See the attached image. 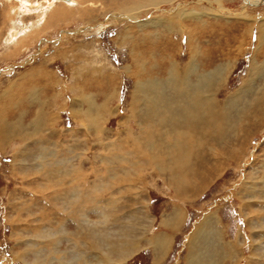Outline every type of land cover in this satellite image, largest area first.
I'll list each match as a JSON object with an SVG mask.
<instances>
[{
  "label": "rangeland",
  "instance_id": "obj_1",
  "mask_svg": "<svg viewBox=\"0 0 264 264\" xmlns=\"http://www.w3.org/2000/svg\"><path fill=\"white\" fill-rule=\"evenodd\" d=\"M148 1L75 0L72 4V2L68 3L62 0H0V119L5 118L6 120L10 119L18 122L21 119V133L23 134V136L21 133L12 134V136L5 134L2 144H0V264H25L34 257L32 253L24 256L23 259L14 256V254H17V249H24L27 243H33L30 239H33L34 236L28 226L24 224V218L32 219L30 225L34 226L33 229L35 226L42 225L44 228L45 226L48 227L46 228L48 232V229H51L50 226H56L57 228L60 223H64L61 226L62 232L77 233L79 228L77 221L74 218H67V215L63 213L65 210L60 207H64L65 200L73 201L71 194L78 192L83 195V189H88V185H93L95 181H98L96 183V186L98 184L97 192L95 193L94 190L95 194L92 195H99V197L95 198L94 204H92L93 202L91 204L87 203L83 207L87 205H98L99 207L101 205L106 213L110 215L109 221L112 220L111 224H109L110 222H104V215L99 210L91 207V211L90 206L87 207L86 216L80 215L79 217L78 215L76 216L77 219L81 222L84 219L83 225L87 229L90 227L88 231L91 234L94 231L99 235H103L106 231V236L109 234V237L116 238L115 233L120 228L119 223L132 217L135 218L137 224V230H134L132 236L140 239L138 248L133 253L123 259L116 258L115 254L108 255L110 263L107 261V264H191L193 263L191 261L193 255H198V259H203L205 258L202 257L204 256L203 250L208 253L207 245L194 243L193 248L188 247V244L197 225H200L205 219H208L206 225L204 224L205 229H213L220 236V239L216 242L217 252L212 255L207 254L209 255L208 258L216 256L214 264H264V234L260 236V233L264 231V215H261L264 214V115L261 118L258 117V119H256V115H253V122L249 123V129L243 128L244 130H242L238 142L232 137L229 143L236 147L235 154L231 158H225L219 153L220 159L225 160L222 167L220 166L221 168L217 167L214 172H211L210 164L208 162L204 163V170L202 171H206L207 178H203L202 182L197 179L194 180L196 177L192 178V175H189L188 185H199L198 188L193 189V192L189 191L191 194L187 193L188 197L183 200L181 196L176 194L174 186L165 181L164 176L157 171L152 175L148 173L149 176L143 178L142 183L139 184L140 187L138 186L139 188L135 190V192L140 191L141 198L138 197V199L137 196L130 194V191L122 190L124 192L119 193L114 191L108 194L107 192H101L99 189L103 187L104 183L108 185L112 182L105 171L106 166H113L111 156L114 158L116 153L118 155H128L129 150L135 148L131 142L133 140L132 136L138 137L137 125L140 120H137V118L140 113L138 114L137 111L141 110L144 114V108L139 109V104L138 107L136 105V108L132 102L135 82V76L131 71L133 60L130 47L132 43L140 41L137 46V50H139L138 47H143L146 44L145 42L154 44L153 41L155 42L157 38L165 40L167 37L170 40L171 36V40L175 42V45L174 48L167 50V55L176 54L177 60L183 64L188 60L190 44L187 45L186 33L181 34L180 29L177 34L168 33L163 29L165 23L155 25V22L158 21L171 20L175 15L171 13L172 8L192 7L201 10L209 6L214 8V6H217L216 2H220L227 9L234 12L232 15H227L228 17L223 14L224 16H221V18L210 15L208 17L202 16L206 20L202 27H207L209 23L211 28L206 30V33H213L206 35L204 31L202 35H199L198 40L201 47H205L209 49V52H212L208 54V50L201 49L202 63L204 62L209 66L212 58H221L220 56L227 49L236 53L233 55L231 69L226 72L224 80L215 89V95L217 93L216 101L220 102L222 106H225V100L230 97L232 92L237 97L242 96L244 99L251 100L264 82V72H262L261 77L259 79L254 78L248 87L243 85V79L247 76H253L252 74L247 75L249 74L248 68L251 59L254 58V60L264 62V38L261 41L258 40V29L249 27L255 21L248 19L253 14L264 15V3H246L248 4L245 6L247 9H244V12L241 11V14L245 13V19H248L246 22L249 24L246 28L247 34H245V26L242 25L243 19L237 15L245 4L243 0H162L155 2L156 4L153 0ZM133 12L139 14V19L134 20V22L117 18V16L131 15ZM215 18L219 20V23L213 20ZM231 23L240 26L231 28L229 27ZM167 24L170 25V21ZM87 26H92V28L89 29ZM81 28L83 30L78 31ZM230 29L232 30L228 32ZM232 33L237 36V42L230 39ZM217 34L224 35H219L217 38ZM146 36L148 39H146ZM22 39L23 43H20ZM224 43L227 49L223 46ZM155 46L161 48L163 45L157 43ZM155 51L156 49L149 55V58L153 56L155 60L154 67L156 64L157 68L164 66L165 63L159 62V53H155ZM156 75L158 74L156 73ZM31 88L33 92L35 91L36 99L31 98L33 95H28ZM247 89L248 92L245 94ZM84 93L90 96L92 104H94V115L97 114L98 110L96 108L98 106L100 107L102 104L104 106V109L100 110L101 113L99 112V120L91 122L100 125L101 131L98 134L93 132V127L90 126L91 129L88 127L86 116L82 115L84 104L78 105V98H81ZM169 100L174 101L175 98L170 96ZM176 104L179 107L176 106V109L179 111L171 110L169 106H166L171 113L168 115V109H166L164 113L160 112L158 118L155 116V119H161L162 116L167 115L164 117L166 125L177 126V123L182 120L180 116L183 115V109H180L182 106L180 101L177 100L174 105ZM243 105L242 102L240 106ZM40 107L42 115L46 116L42 121L44 123L42 129L38 130L41 138L34 134L30 139L29 136L25 135L36 129H33L35 126L32 125ZM190 109H193V106ZM225 109L226 106L220 108L218 105L217 111L205 112L215 114L213 120L223 123L224 120L222 121V119L226 118ZM254 110L253 107L250 113ZM229 113L234 120L239 116L235 108L233 111L230 109ZM200 115H203V113ZM208 118H210L208 123L211 124V117ZM231 118L230 120L228 118V123L231 122ZM203 119L205 121V118ZM251 119V117H248L247 120H244L243 126L247 125L249 120L252 121ZM255 120L256 123H254ZM204 126L208 128L207 124ZM228 126L227 124L226 127ZM126 138L127 140H125ZM119 139H124L126 142H123L122 146H118ZM208 139L211 140L207 137L205 141H208ZM216 142L218 141L216 140ZM41 143L54 145L56 155L62 159H65L64 157L73 158L74 161L70 159L69 163L76 167H72V170L71 166L65 162H56V174L54 171L51 173L48 168H46L49 170L46 173L48 176L39 174L37 172L39 166H35L34 155L39 153L38 147ZM61 150L62 154H66L62 155ZM125 150L128 152L123 153ZM196 150L197 148L194 153L192 152L194 156L191 163L196 162ZM205 150L208 149L205 148ZM16 151L20 155L17 157L18 160L14 158ZM79 153L82 154L79 155ZM102 160L104 163L106 162V165ZM19 161L23 163L21 166ZM59 164L60 169L58 170ZM61 166H65L66 171H71L74 175L64 174ZM190 166L192 171L197 169L196 166ZM78 167L79 169H77ZM40 169L41 167L38 170L40 171ZM147 170L151 171L150 168H147ZM116 172H121L120 168L117 167ZM70 177H75L76 181L73 178L74 180L71 182ZM129 178L132 177L129 176ZM71 183L73 188L69 190V184ZM122 186H126L125 183ZM55 190L56 198L53 197ZM58 196L63 197L62 202H60L61 199L57 198ZM118 202L119 204H117ZM132 202L133 205H131ZM113 203L112 208L110 205ZM75 204V209L80 207L78 205L79 199ZM175 206H180L184 211L182 222L178 227H164L161 221L168 218L167 216ZM257 215L260 216L259 218H263L262 222H254L258 219ZM48 218H51V221ZM163 232H168L172 240H170L171 243L166 252L161 256L155 253L154 247L148 241L154 234ZM58 238L56 240V244L59 245L58 250L65 249L70 250V252L73 250L72 239L64 237V234ZM81 239H83L81 242L84 240L90 242L88 238L81 237ZM231 243L234 246L233 249L229 250L230 246L232 247ZM255 244L258 245L254 246ZM28 245L30 246V244ZM94 247L97 250L98 247ZM80 248H82L81 244ZM84 248L87 249L88 247ZM226 249L229 250V256L227 257L224 256ZM89 250L90 248L87 249L88 259L95 262L94 253L91 251L93 254H90ZM220 254H223L225 259L221 260ZM100 255L96 257L98 258Z\"/></svg>",
  "mask_w": 264,
  "mask_h": 264
},
{
  "label": "bare ground",
  "instance_id": "obj_2",
  "mask_svg": "<svg viewBox=\"0 0 264 264\" xmlns=\"http://www.w3.org/2000/svg\"><path fill=\"white\" fill-rule=\"evenodd\" d=\"M62 1L68 2V3L72 2V4H73V2L75 0H62ZM153 1L155 3L158 1H162V0H153ZM164 1H167V0H164ZM243 1L245 4H244L243 8L240 10V12L237 13V15L239 18L242 17V19H243L242 25L245 26V28H244L245 34H247L246 33L247 32L246 28H248L247 25H249L246 22V20L251 19V21H255V22L249 27L258 29L257 30L259 33L258 34V40L261 41L262 38H264V15H262V14L261 15H254L253 14L252 16H250V18L245 19V17H246L245 13L241 14V11H243L244 9L245 10L247 9V8H245V6L248 5L246 3L261 2V4H262V3H264V0H243ZM216 3H217V6H214V8L209 6L205 9H201V10H199L200 8L194 9L192 7H190V8L181 7L179 9H178V7H174L171 9L172 10L171 13H174L175 15L173 18L170 17L171 20L168 19L171 23L170 25L167 24V22H169L168 20L164 21V22H161V21L155 22V25H157V26L163 25L165 23V26L163 27V29H164V31H167L168 33L177 34L178 31H180V30H181L180 31L181 34L183 32L186 33L185 35L187 37H185V38H187V40H188L187 45L190 44V46H189L190 48H189V52H188V55H189L188 60L184 64L177 60L176 54H173L174 56L173 55L172 56L167 55L168 54L167 50L174 48V45H175V42H172V40H171V36H170V40H168L167 37L166 38L163 37V38H165V40H159V38H157L158 40L156 39L155 42L153 41V43L155 45L157 43H158V45L159 44L163 45L161 48H159V47L157 48L154 44H152L150 42H145L146 44L143 47H138L139 50H137V46L140 43V41L139 42L134 41L132 43V46L130 47L132 60H133L132 61L133 64L131 66L132 67L131 71H132V74L135 76V82L133 85L134 89L132 92V102L135 104V107H136V105L138 107V104H139V109H141L143 107L144 108V114L141 112V110L137 111V109H136L138 114L140 113L139 117L137 118V120L138 119L140 120L138 125H137L138 126V137L136 136V138H135L132 136L133 140H132V142L130 141L131 144L133 145V147H135V148H132L131 150H129L128 155L127 154L126 155H124V154L118 155L116 153L114 158L111 156V158H112L111 163H113V166L110 167L108 165L105 167L106 174H108L110 176V179L112 181L109 184H112V183L114 184V182H115L116 186H114L115 184L114 185H109V184L107 185L106 183H104L103 187L99 188L101 192H107L108 194H111V192H114V191L119 193V192H124L122 190H125L127 192L130 191V194L137 196V199H138V197L141 198V195H139L140 191H138V192L136 191L137 192V194H136L135 190L140 187L139 184L142 183L143 178L144 177L146 178L149 176L148 173H151V175H152V173H154V172L156 173V171H157L161 175L164 176L163 179H165V181L169 182L172 186H174L176 194L178 196H181L182 200H183L184 198L188 197L187 193L193 192L194 191L193 189L198 188L197 186L199 185V184H195L192 186L188 185V183H189L188 180L190 179L189 175H192V178L196 177L194 180L197 179L200 182H202V179L205 178L207 175L206 171H202V170H204L203 169L204 163L208 162V164H210V168H212L211 172H214V170L217 167H220V166L222 167V164L225 163V160L220 159L221 156L219 157V153L222 154V156H224L225 158H231L235 154V147H236V146H232L229 143L230 140H232V137L235 138V140H237V142H238L240 135H242V132H243L242 130H244L243 128L249 129V123L253 122V119H254L253 115H256V119H258V117L261 118L264 115V82L261 84V87L258 88V90L256 91V94H254V96H252L251 100L244 99V97H242V96L237 97L235 95V93H233V92L231 95L229 94L230 97L229 98L227 97V99L225 98L226 99L225 100L226 101V103H225L226 109L224 112L226 113L225 114L226 118L222 119V121L224 120L223 123H220V121L213 120L215 114L213 115V113H206V112L217 111L218 105L220 106V108L225 107L224 105L222 106V104L220 102L216 101L217 93L215 95V89L219 85V83L224 80L226 72H228L231 69L232 60L234 58L233 55L236 54L234 51L231 52V50L227 49V47L225 46V43H224L223 46L227 50L224 52V54H222L220 56L221 58H212L210 61V66L204 62L202 63L201 58L203 55L201 53V51H202L201 49H203L204 51L208 50V54L212 53V52H209V49H207L205 47H201L199 45V41H198L199 35H202L204 33V31L206 33V30H210L209 28H211L209 23L207 24V27H202V24H205V21H206V20H204V18H202V16L208 17L210 15L212 17L221 18V16H224V15H225V17H228L227 15L234 14L233 11H231L230 9H227L220 2H216ZM129 10H131V9H129ZM261 12H263V11H261ZM235 15H236V13H235ZM138 17H139V14L135 13V12H133L131 15L127 14V15H124L121 17L117 16V18L119 20H121L123 18L125 20H129L130 22H134V20L139 19ZM259 19H261V21H259ZM213 20L215 22L219 23L218 19L215 18ZM182 22H183V28H182ZM137 24H139V23H137ZM177 24L179 25V27L181 25V27L179 28ZM233 26L235 27V26H240V25L236 24V23H231V25L229 27L233 28ZM87 28L91 29L92 26H87ZM80 30H83V29L81 28L78 31H80ZM231 30L232 29L228 30V32ZM211 33H213V32H211ZM211 33L207 32L206 35H209ZM221 33H223V32H221ZM219 35L223 36L222 34H217L216 37L218 38ZM194 36H196V37H194ZM25 39H26V37H25ZM146 39H148L147 36H146ZM230 39L235 40V42H237V40H238L237 36L234 35V33L231 34ZM20 43H23V39L21 40ZM226 43L228 44V42H226ZM155 49H156L155 53L158 52L159 56H160L159 62L165 63L164 66H162L163 68L162 67L157 68V64L154 67L153 63L155 60H154L153 56H152V58H149L150 53ZM163 52H165V53H163ZM139 56H140V58H139ZM133 69H134V71H133ZM262 72H264V62L254 60V58H252L251 62L249 64V68H248L249 74H247V75L252 74L253 76L252 77L247 76L245 79H243V85L244 86L247 85V87H248V85L253 82L254 78L259 79V77H261ZM156 73L158 75H156ZM247 82H248V84H247ZM23 87H21V88H23ZM32 88H35V87H32ZM32 88L29 89L28 95L29 96L33 95V97H31V98H35L36 97L35 91L33 92ZM18 89L20 90V87ZM26 89H28V88H26ZM167 92H169V93H167ZM247 92H248V89L245 91V94ZM237 93H239V92H237ZM170 94H172L173 96ZM77 95L80 96L81 94H77ZM234 95H235V97H234ZM170 96L174 97L175 100L174 101H170V100L168 101V98ZM78 100H79V102H78L79 104L77 103L78 105L84 104V110L82 109L83 111L82 110L81 111L83 112L82 115L86 116V122L88 121V124L87 123L86 124L89 125L88 127H90V126L93 127V132H96L98 134L101 131L100 125L98 123L95 124V123H91V122H96L97 120H99L98 119L100 117L99 112L101 113L100 110L104 109L103 104H102V106H100V107L98 106L96 108L98 111H97V114L94 115L93 114L94 104H92V100L90 99V96H88V94H86V93L82 94L81 98H78ZM177 100L180 101V103L182 104L180 109H183L182 117L179 115L182 120H180L177 123V126L176 125L172 126L171 124H169V125L167 124L168 126L166 125V123L164 121V117L167 115L162 116L161 119H155V116H156V118H158V115L160 116V112L164 113L166 111V109H168V108H166V106H169V108L171 110L175 109V110L179 111L178 109H176V106L178 103L176 105H174ZM238 102H240V103H238ZM242 102L244 103V105L240 106L242 104ZM185 103H187V104L185 105ZM190 104L193 106V109H195L194 111H192L193 109H190V107H192ZM253 107L255 108V110L252 113H250V110ZM234 108H235V111L237 112V115H239L236 118V120H234V118L232 119L230 116L231 112L229 113V110L231 109L233 111ZM170 109H168V115L171 113ZM41 111L42 110L40 107L36 113L37 114L36 119H35V121H33L32 126H35L33 129H35V128L36 129L33 130V132H30V133L28 132V134L25 135V136H29L30 139L32 138V135H34V134H37L38 138H41V136L38 133V130L40 131V129H42V126L44 124L42 121H44V119L46 117V116L44 117L42 115L43 113ZM201 112L203 113V115H200V114H202ZM175 113H177V112H175ZM204 113H206V114H204ZM135 117H137V116H135ZM207 117H211V124L208 123L210 118L207 119ZM248 117H251L252 121L249 120L247 125L243 126V121L247 120ZM203 118H205V121ZM228 118H229V120L231 118L230 123H228V121H229ZM9 120H6L5 118L0 119V144H2L1 142L4 140L5 134L6 135L10 134L9 136H12V134L14 135V134H20L21 133L22 120L19 119V122L13 121V120L9 121ZM94 120H96V121H94ZM183 120H184V122H183ZM254 123H256V120ZM206 124H207L208 128H205L204 125H206ZM227 124L229 125L228 127H226ZM196 126H197V128H196ZM91 127H90V129H91ZM94 128H95V130H94ZM226 128H228V129H226ZM231 132H232V134H231ZM22 136H23V134H22ZM203 136L205 137L204 139H203ZM42 137L44 138V136H42ZM207 137L210 138L211 140L208 139V141H205V139ZM19 138L23 139L22 137H19ZM187 139H189V140H187ZM190 139H191V141H190ZM125 140H127V138ZM125 140L119 139L118 146L119 145L122 146L123 142H126ZM216 140L218 142H216ZM100 141H101V139H100ZM222 142H223V144H222ZM42 143L38 147L39 153L34 155L35 166L36 167L39 166V168L41 167L40 171L38 170L39 168L38 169L36 168L37 172L39 174H41V175L46 174L49 172V170H51V173L54 171L56 174V162H60V163L65 162L67 165L71 166V168L74 166L73 164L69 163L70 159L73 160V158L69 157L70 159H68V157H64L65 159H62L56 155V148H53L54 145L52 146L49 143H47V144H42ZM105 145L107 146V144H105ZM25 147H22V148H25ZM125 147H127V146H125ZM127 148H129V147H127ZM196 148H197L196 155H195L196 162L191 163L192 157L194 156V155H192V152L194 153ZM205 148L208 150H205ZM120 149L123 150V148H121V147H120ZM124 152H128V151L125 150V151H123V153ZM67 153H69V152H67ZM61 154H62V150H61ZM64 154H66V153H64ZM64 154H62V155H64ZM80 154H82V153H79V155ZM103 155H105V154H103ZM18 156H20L19 152L16 151L14 158L17 159ZM129 156H131V157H129ZM27 157H28V155H27ZM107 157H109V156H107ZM15 159H14V161H16ZM28 159H29V157H28ZM103 160H102V162H103ZM20 163H21L20 164V166H21L23 163H22V161ZM190 165L196 166L197 169L192 171ZM61 167H62V172L64 174H67L69 176H70V174H71V176L74 175V174H72L73 172H71V171L67 172L66 171L67 169L65 166H64L65 168L63 166H61ZM75 167H73V168H75ZM117 167L120 168L121 172H119V173L116 172ZM207 167H209V166H207ZM46 168H48L49 170H47ZM73 168H72V170H73ZM147 168H150L151 171L147 170ZM59 169H60V164H59L58 170ZM77 169H79V167ZM199 170H200V172H199ZM75 171H77V170H75ZM37 172H34V173H37ZM100 173H102V172L100 171ZM135 174H136V177L134 178ZM129 176H131L132 178L130 179ZM22 177L25 179L24 176H22ZM73 178H75V177H72V178L70 177L71 182H73V180H74ZM46 179H48V178H46ZM75 181H76V178H75ZM51 182H53V181H51ZM96 183H98V181H95L93 183V185H91V186L88 185V189L84 188L83 189V192H84L83 195H80L78 192L71 194V198L73 199V201L71 202V200H69V201L65 200V202L63 203L64 207L63 206L60 207L62 210H65L63 213L65 215H67V218L68 217H69V219L74 218V220L77 221V224L79 225V228L77 229V231H78L77 233L76 232L71 233L70 231L62 232L61 226H63L64 223H60L57 228H56V226H50L49 225L50 226L49 228H51V229H48V232L46 229L48 227L45 226V228H44V226H42V225H39L37 227L35 226V228L33 229L34 226L30 225V222L32 221V219H30L28 217L24 218L23 219V220H25L24 224H26L28 226L31 234H33V236L35 238L33 237V239H30V240H32L33 243H27L25 245L26 248H24V249L20 248V250L17 249L18 250V251H16L17 254H14V256L23 259L24 256L29 255V253L30 254L32 253V255H34V257L29 262H27L25 264H57V263L58 264H107V261H108V263H110L109 262L110 259H109L108 255L111 256V255L115 254L117 256L116 258L123 259V258L127 257L130 253H133V251H135L138 248V245L140 242V239L132 236V233L134 232V230L135 229L137 230V224L135 222V218L130 217L126 221L122 220L124 222L119 223L120 228L118 230H116V232L118 231L117 233H115L116 238H113L112 236L109 237V234H108V236H106L105 235L107 233L106 231H105V234H103V235H99V234L95 233L94 231H93V234H91L88 231L90 229V227H89V229H87V227L83 225V222H85L84 219L82 220V222L77 219L76 216H78V215H79V217H80V215L86 216V214H87V207H89L90 205L89 206L87 205L86 207H83V205L84 204L86 205L87 203L91 204L93 201L95 202V200L99 197V195L98 196L92 195V194H95L97 192L98 184L96 186ZM124 183L126 186H122V185H124ZM69 185H70L69 190L70 189L72 190V188H73L72 183ZM113 188H115V189L113 190ZM94 190H95V193H94ZM98 194H100V193H98ZM62 196H61V198L59 196L57 197V198L61 199L60 202H62V199H63ZM53 197L56 198V190H55V194L53 195ZM108 197H110V196H108ZM71 198H69V199H71ZM77 199H79L78 205L80 206L77 209H80V210L75 209V205H76L75 202L77 201ZM110 199H112V198H110ZM134 199H135V197H134ZM136 201H135V203H136ZM94 202L92 204H94ZM107 202H109V201H107ZM110 203H111V201H110ZM101 204H103V203H101ZM117 204H119V202ZM131 205H133V202L131 203ZM131 205H130V207H132ZM26 206H28V205H26ZM110 206L111 207L114 206V203L111 204ZM91 207H94L95 210H99V212H101V214L104 215V222H107V223L110 222L109 224H111L112 220L109 221L110 215H108L106 213L105 209L103 207H101V205H99V207H98V205L97 206H90L89 209ZM51 209H50V211H51ZM133 215H135V214L133 213ZM183 215H184V211L182 210V208L180 206H178V207L175 206L174 209L172 210V212L167 216L168 218L166 220L161 221L162 225L164 227H168V228H170L171 226L178 227V225H180V222H182V220H183V217H184ZM261 215H264V214H261ZM259 217L260 216H258V219H256L254 222H257V223L262 222L263 218H259ZM206 220H208V219H205L204 221L201 222L200 225H197L195 231L191 235V239H190V242L188 244V247L191 246L194 248V245H193L194 243H197V245L200 243L206 244L208 253H206L205 250H203L204 252H202V253H204V256H202V257H205L203 259H198V255H193L192 259H191V261H193V263H191V264H212L215 261L216 256L213 258L212 257L208 258L207 256H209V255H207V254L210 253L212 255V254H215L217 252L216 247L218 248V246H217L216 242H218V240L220 239V236H218V234H216L213 231V229H210V230L205 229L204 224L206 223ZM62 222H63V220H62ZM93 225H94V223H93ZM40 226H41V228H40ZM24 227H26V226H24ZM19 228H20V225H19ZM107 229H108V227H107ZM98 231H100V230H98ZM90 232H92V231H90ZM63 234H64V237H67L68 239L73 240V245H74L73 247L74 248L71 252H70V250H65V249L62 250L61 248H60L61 250H58L59 245L56 244V240H58L59 239L58 237L63 235ZM263 234H264V231L260 233V236H263ZM254 235H255V233H254ZM81 237L82 238H88L90 242H87L86 240L81 242V240H83V239H81ZM62 238H63V236H62ZM153 238H154V240H153ZM142 239H145V238H142ZM170 240H172V239L169 236L168 232H163V233L154 234L153 237L151 239H149L148 243L154 247L155 253H158L159 255L162 256L166 252V250L168 249V247L171 243ZM25 241H27V240H25ZM28 244H30V246ZM80 244L82 245V248H80ZM231 244H229V245H231ZM258 244H260V243L258 242ZM258 244H255L254 246H256ZM93 245L98 247L97 250ZM202 246H204V245H202ZM233 246L234 245L232 244V247L230 246L229 250L233 249ZM84 247L90 248V250H89L90 254L92 252L94 253L95 258H96L95 262L88 259V256H89L88 251H87L88 248L86 249ZM221 248L223 249L222 246H221ZM195 249H196V245H195ZM197 250H199V249H197ZM229 250L226 249V253L224 255L225 257L229 256V252H228ZM193 251H195V250L193 249ZM95 252H96V254H95ZM198 254L200 255L201 253L199 252ZM98 255H100V256L97 258L96 256H98ZM219 256H220L221 260L225 259L223 254H220ZM121 259H120V261H122ZM194 262H196V263H194Z\"/></svg>",
  "mask_w": 264,
  "mask_h": 264
}]
</instances>
